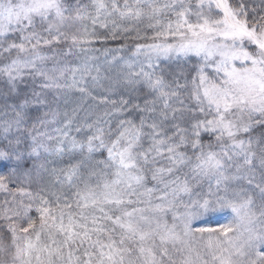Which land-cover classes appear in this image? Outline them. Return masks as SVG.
<instances>
[{
    "label": "snow or ice",
    "instance_id": "obj_1",
    "mask_svg": "<svg viewBox=\"0 0 264 264\" xmlns=\"http://www.w3.org/2000/svg\"><path fill=\"white\" fill-rule=\"evenodd\" d=\"M0 264H264V0H0Z\"/></svg>",
    "mask_w": 264,
    "mask_h": 264
},
{
    "label": "trees",
    "instance_id": "obj_2",
    "mask_svg": "<svg viewBox=\"0 0 264 264\" xmlns=\"http://www.w3.org/2000/svg\"><path fill=\"white\" fill-rule=\"evenodd\" d=\"M119 42L118 41H108L107 46L108 47H115ZM97 47H100V45H97Z\"/></svg>",
    "mask_w": 264,
    "mask_h": 264
},
{
    "label": "rangeland",
    "instance_id": "obj_3",
    "mask_svg": "<svg viewBox=\"0 0 264 264\" xmlns=\"http://www.w3.org/2000/svg\"><path fill=\"white\" fill-rule=\"evenodd\" d=\"M213 226H215V225H213Z\"/></svg>",
    "mask_w": 264,
    "mask_h": 264
}]
</instances>
